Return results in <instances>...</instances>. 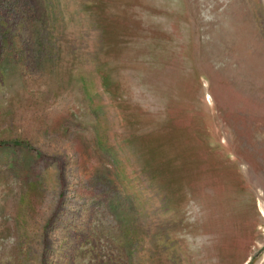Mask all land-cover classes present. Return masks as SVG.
Returning a JSON list of instances; mask_svg holds the SVG:
<instances>
[{
	"label": "rangeland",
	"instance_id": "374dc122",
	"mask_svg": "<svg viewBox=\"0 0 264 264\" xmlns=\"http://www.w3.org/2000/svg\"><path fill=\"white\" fill-rule=\"evenodd\" d=\"M0 264H264V0H0Z\"/></svg>",
	"mask_w": 264,
	"mask_h": 264
}]
</instances>
